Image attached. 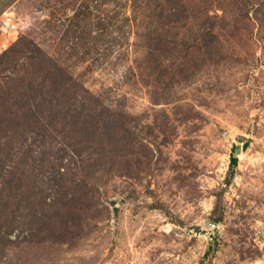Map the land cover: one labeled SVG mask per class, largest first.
I'll return each instance as SVG.
<instances>
[{
    "label": "rangeland",
    "instance_id": "374dc122",
    "mask_svg": "<svg viewBox=\"0 0 264 264\" xmlns=\"http://www.w3.org/2000/svg\"><path fill=\"white\" fill-rule=\"evenodd\" d=\"M0 264H264V0H0Z\"/></svg>",
    "mask_w": 264,
    "mask_h": 264
},
{
    "label": "trees",
    "instance_id": "16d2710c",
    "mask_svg": "<svg viewBox=\"0 0 264 264\" xmlns=\"http://www.w3.org/2000/svg\"><path fill=\"white\" fill-rule=\"evenodd\" d=\"M235 149L237 150V149H239V146H235ZM237 156H235L234 154L232 155V162H233V164H236L237 163Z\"/></svg>",
    "mask_w": 264,
    "mask_h": 264
}]
</instances>
